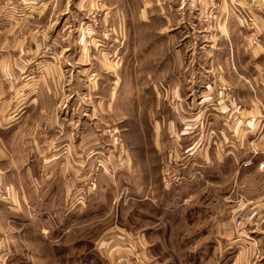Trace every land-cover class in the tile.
Wrapping results in <instances>:
<instances>
[{"label":"rangeland","instance_id":"rangeland-1","mask_svg":"<svg viewBox=\"0 0 264 264\" xmlns=\"http://www.w3.org/2000/svg\"><path fill=\"white\" fill-rule=\"evenodd\" d=\"M248 2L0 0V264H235L244 251L243 264H264V110L238 109L225 83L203 94L198 77L186 93L198 60L218 71L219 11L260 44L239 15L264 0ZM171 14L188 15V27L191 16L197 33L167 27ZM171 60L181 97L161 76ZM224 128L247 158L236 174L218 164ZM88 130L97 148L76 147ZM31 137L39 145L22 148ZM16 145L30 155L21 172Z\"/></svg>","mask_w":264,"mask_h":264},{"label":"crops","instance_id":"crops-1","mask_svg":"<svg viewBox=\"0 0 264 264\" xmlns=\"http://www.w3.org/2000/svg\"><path fill=\"white\" fill-rule=\"evenodd\" d=\"M242 5L248 4V0H236ZM180 6V5H179ZM180 8V7H178ZM259 8V7H257ZM253 18L255 21V26H256V33L259 34L260 37V44L257 45L256 47L251 46L249 42L247 41V38L245 37L244 31H242L241 26L239 24V21L237 19L236 13L235 12H227V11H219L217 18L219 20L218 23V37L220 42L217 43L218 50H214L218 52L219 55V66H218V71L213 69V62L214 58H210L209 60L204 59L202 61L198 60V66L202 67V75L199 76L195 73H193L190 77L191 82H190V91L187 90V94L190 96H194V91L193 88L196 87V83L198 80L206 84L207 87L205 89H208V91L203 90V94H206L207 92L210 93V90L212 88H215V83L220 82V83H225L230 86L232 90V94L234 98L239 101V106L238 109L241 110V107H244V111L246 114L250 116H255V115H260L262 113V110H264V11L260 9L253 8ZM172 15V14H171ZM187 20H185V17L180 16L179 14H174L171 17L168 18L167 22V27H171L172 29L174 28V24L178 21H180V24H183L184 27L183 31L188 32L190 30V35H195L196 29L195 27V20L190 16V27H188V15L186 16ZM186 21V23H185ZM173 24V25H172ZM193 25V26H192ZM167 27H160V31L158 33L160 34H167L169 31ZM263 39V41L261 40ZM204 44V42H203ZM216 42H213V45H215ZM210 46H206L209 50L212 48L211 44L209 43ZM205 47V46H204ZM214 47V46H213ZM214 53V52H213ZM166 66V67H165ZM179 66L178 64L174 63V61H169V65L164 64V70L167 68V72H163L161 74L162 77H164L165 74V80L169 81V84H173L176 87V92L177 94L184 95L182 91V88L179 86L183 81L182 76L180 75L179 72H174V68L172 67ZM52 67H54L52 65ZM160 68H163L160 66ZM171 69V71H169ZM169 71V72H168ZM151 72V71H150ZM167 73V74H166ZM156 78V73L153 74ZM198 77V80H197ZM203 77V78H200ZM42 82V81H41ZM45 84V81L43 82ZM177 84V85H176ZM47 90H44V89ZM188 89V88H187ZM44 90V91H43ZM42 91H39L31 96L33 98V101L31 102L30 107L36 109L39 106V102L37 101L40 96H48L50 95V91L48 90V85L43 87ZM76 99L79 100V96L75 95L74 96ZM244 99V100H242ZM258 100V101H257ZM244 101V102H243ZM76 113L78 111V108H76ZM72 114L70 113V117ZM82 125L80 122L77 124ZM76 125V126H77ZM250 127H254L256 125V119L253 118L250 122ZM255 128V127H254ZM89 132L80 137L79 141H76V147H96L97 148V143L98 140H96V137L94 136V131L93 130H88ZM87 135V137H86ZM185 135V134H183ZM240 135V134H239ZM227 137H229L231 140V146H227L228 140ZM96 140V141H95ZM31 141V142H29ZM28 142H21V147L24 148V145L28 147V150L32 151L36 145H39L36 142L35 137L29 138ZM219 157H218V164L223 165L224 167L226 166H231L235 171L234 173L236 174V168H238L239 164L243 161H245L247 158L244 159V156H241L240 151L243 150V143L241 140H238V135L234 136V134L231 136L228 135V129L224 128L222 131L219 133ZM14 149L16 152L19 151V153H13L12 156H10V163L12 164V167L15 168V171L21 172L26 160L30 155H27L29 152H25L24 150H20L19 146L15 147ZM241 149V150H240ZM235 150V152L233 151ZM43 154H45V151H42ZM45 159V155H44ZM45 161V160H44ZM259 162L258 159H254L252 161V167L250 166L248 169L242 170L239 174L240 175H250L253 173L254 164H257ZM29 172L31 170L28 169ZM83 173V172H81ZM30 177V175H29ZM62 175L59 176L61 178ZM64 178V177H63ZM66 183H64V188L66 187ZM1 187V185H0ZM52 190L51 188L48 189L47 192L43 193V196L46 197V199L50 200ZM64 199L62 201L63 204L66 202V191L63 193ZM44 201V199H43ZM45 202V201H44ZM50 202V201H49ZM259 207V206H257ZM44 209V208H43ZM45 210H52L51 206H48ZM232 235L226 236L231 238ZM257 238V237H256ZM259 238V237H258ZM259 240V239H257ZM249 256V251L247 252H240L238 253L239 256L235 258V264H243L246 256Z\"/></svg>","mask_w":264,"mask_h":264},{"label":"built area","instance_id":"built-area-1","mask_svg":"<svg viewBox=\"0 0 264 264\" xmlns=\"http://www.w3.org/2000/svg\"><path fill=\"white\" fill-rule=\"evenodd\" d=\"M239 16H241L243 26L246 28L247 31L250 32L252 44L257 45L260 41L254 37L255 23H254L253 17L247 13L240 14ZM220 91H221V95H223L224 97H228L230 99V89L228 87L222 86ZM231 104L232 103H229V105H231ZM113 143L115 145L116 144L118 145V138L117 137L114 138ZM118 154H124V150L120 149ZM261 166L264 167V162L261 164ZM137 264H146V263H143L142 261L138 260Z\"/></svg>","mask_w":264,"mask_h":264}]
</instances>
